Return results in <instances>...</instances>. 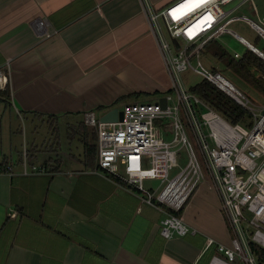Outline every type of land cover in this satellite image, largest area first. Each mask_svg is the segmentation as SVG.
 <instances>
[{"label":"crops","instance_id":"1","mask_svg":"<svg viewBox=\"0 0 264 264\" xmlns=\"http://www.w3.org/2000/svg\"><path fill=\"white\" fill-rule=\"evenodd\" d=\"M174 1L0 0V67L9 68L0 101V264H208L215 249L206 238L229 245L207 182L183 209L189 232L165 238L163 211L84 162L83 143L96 146L85 113L99 118L170 88L144 4Z\"/></svg>","mask_w":264,"mask_h":264},{"label":"built area","instance_id":"2","mask_svg":"<svg viewBox=\"0 0 264 264\" xmlns=\"http://www.w3.org/2000/svg\"><path fill=\"white\" fill-rule=\"evenodd\" d=\"M247 4L252 17L242 12ZM144 12L171 82L162 96L166 105L163 108L159 98L128 102L120 109L122 119L114 122H100L92 112L85 113V123L96 131L97 170L163 211L160 228L165 238L189 232L183 209L199 185L207 182L218 196L230 236L229 245L206 238L205 247L215 249L208 264H260L253 246L264 249V106L254 107L230 81L204 70L199 54L225 34L263 53L229 26L244 22L264 40V13L259 15L252 0H176L159 10L144 4ZM46 24L38 21L39 27ZM233 56L241 55L233 52ZM194 58L199 68L191 64ZM188 68L245 109L253 123L249 127L246 122L231 123L185 89L180 74ZM8 83L9 68L4 65L0 91L8 89ZM144 180L159 181L158 188H144Z\"/></svg>","mask_w":264,"mask_h":264},{"label":"rangeland","instance_id":"3","mask_svg":"<svg viewBox=\"0 0 264 264\" xmlns=\"http://www.w3.org/2000/svg\"><path fill=\"white\" fill-rule=\"evenodd\" d=\"M252 1L256 6L259 15H262L264 13V0H252ZM229 7H231V3L228 5L222 6L224 10ZM242 12L248 15L249 17L253 16L248 4L242 7ZM161 27L163 29L165 38L169 39L168 33L164 25L162 24ZM229 27L232 30L236 31L239 35L244 37L247 41H249L250 43H253L260 50H264V40L261 37H259L246 23L241 22V21L234 22L230 24ZM214 41L220 44L230 54H232L233 52H238L241 55L246 50V47L244 45H242L236 39H234L233 37L227 34L222 35L219 39L214 40ZM179 42L183 43L182 40H180ZM213 44H214L213 42L209 43L200 52L199 64L201 65V67L209 73H212V74L218 73L221 76H223L225 79L230 81L236 88L240 90V92L249 100L250 104H252L254 107L260 109L262 106H264V92L255 88L252 84L247 83L243 77H241L239 74H237L233 70L226 69L224 64L218 59H216L214 55L212 54V51L214 49ZM191 64L199 68L197 64V60L195 58L191 60ZM180 80H181L183 87L187 90H190L197 83L203 80V76L200 75L199 73L194 72L192 69L188 68L180 74ZM262 80H263V88H264V78H262ZM155 97L156 96L139 97L137 99H132V100L133 101H148V100H154ZM122 105H123V102L116 104V106L119 109H121ZM245 121L246 123L244 125H246V127H249V125L253 123L252 116L247 115V117L245 118ZM39 124H40V128H38L39 133L45 132L46 123L41 125V123L38 122V125ZM83 124H84L83 125L84 127L90 128L88 125H86L84 119H83ZM51 128L53 130V135L55 136L57 131L55 130L53 125L51 126ZM90 133H91V136L93 135V138L95 139L96 135H95L93 128H90ZM95 143H96V140H95ZM95 164H96V157H95ZM120 172L122 173V169H120ZM142 185L144 188L148 190H154L158 188L159 181L144 180L142 182Z\"/></svg>","mask_w":264,"mask_h":264},{"label":"trees","instance_id":"4","mask_svg":"<svg viewBox=\"0 0 264 264\" xmlns=\"http://www.w3.org/2000/svg\"><path fill=\"white\" fill-rule=\"evenodd\" d=\"M211 42L214 43V49L212 51V54L216 59H218L224 64L226 69L233 70L241 77H243L247 83L252 84L255 88L264 92L262 80V78H264V60L262 58H260L257 54H255L252 50L248 48H246L245 52L241 54L240 57L235 58L233 56V53L230 54L216 41ZM209 43H207L206 45H208ZM261 51L264 53V50ZM190 90L194 94L199 96L202 100H204L206 103H208L213 109L223 115L231 123L246 122L245 118L248 115L246 110L239 106L222 90L217 88L205 78H203L201 82L197 83ZM7 95V89L0 91V101H3V97H6ZM83 146L84 162L90 166L93 163L95 164V144H89L85 141L83 143ZM253 250L258 262L260 264H264V249H260L256 246H253Z\"/></svg>","mask_w":264,"mask_h":264},{"label":"water","instance_id":"5","mask_svg":"<svg viewBox=\"0 0 264 264\" xmlns=\"http://www.w3.org/2000/svg\"><path fill=\"white\" fill-rule=\"evenodd\" d=\"M172 41H173V43H175L177 45V42L175 39H172ZM252 51L264 60V54L263 53H261L257 50H252ZM159 103L164 108L166 105L165 98L160 97ZM98 119L100 122H114L117 120H121L122 119V111L118 107H113V108H110L109 110H107L106 112H104L103 114H101V116H99Z\"/></svg>","mask_w":264,"mask_h":264}]
</instances>
